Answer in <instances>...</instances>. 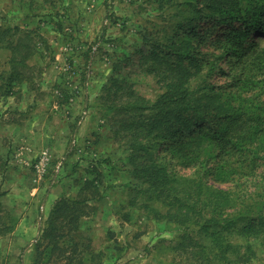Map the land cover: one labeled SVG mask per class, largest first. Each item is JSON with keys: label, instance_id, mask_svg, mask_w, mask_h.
<instances>
[{"label": "rangeland", "instance_id": "374dc122", "mask_svg": "<svg viewBox=\"0 0 264 264\" xmlns=\"http://www.w3.org/2000/svg\"><path fill=\"white\" fill-rule=\"evenodd\" d=\"M50 1L52 4L43 0H0L2 30L41 26L46 40L41 46L43 57L36 55L29 61L34 67L32 81L17 86L14 95L0 98V188L6 193L1 198L0 231L16 228L21 231L16 236L32 237L35 245L49 218L44 210L49 199H55V204L62 198L90 199L86 208L89 215L81 221L82 232L75 240L86 264L104 247L123 255L120 264H196L173 250L183 229L156 220L151 210L144 211L143 203L150 193L136 192L147 185L133 172L128 141L116 137L118 117L106 107L108 96L103 92L110 78L117 77L155 101L164 91L158 79L148 75L140 62H125V57L136 54L137 42L146 31L170 44L187 37L186 30L177 34L180 26L198 25L199 19L192 21L195 16L186 11L185 5L171 2L159 9L157 0ZM243 5H247L245 0ZM50 12H60L66 35L54 32ZM209 23L199 29L208 40L197 44L203 72L192 85L206 78L202 92L241 103L244 109L256 100L264 101V71L243 64L240 56L218 59L224 50L217 41V31L223 25L208 31ZM214 30L211 37L208 32ZM258 41L264 44V32H256L247 48L251 50ZM249 56L254 58V54ZM249 68L253 72L243 81L252 79V88L232 87L233 78L242 72L246 75ZM63 89L74 95L67 104H60ZM172 146L170 141L155 144V155L149 158H155L161 150V158L155 161L166 164L169 172L198 178L195 172L199 167L186 170L182 162L172 158ZM204 165L201 176L208 186L223 190L232 186L236 176H228L226 168L217 169V151ZM88 179L94 185L86 187ZM20 195L29 206L26 211L18 210ZM32 206L35 209L30 210ZM26 219H32V227L20 226ZM29 249L23 248L18 264L35 262L36 253L30 256ZM254 264H264V252L258 254Z\"/></svg>", "mask_w": 264, "mask_h": 264}, {"label": "trees", "instance_id": "16d2710c", "mask_svg": "<svg viewBox=\"0 0 264 264\" xmlns=\"http://www.w3.org/2000/svg\"><path fill=\"white\" fill-rule=\"evenodd\" d=\"M243 1L157 0L159 9L171 2L185 5L195 16L192 21H200L187 28L180 26L177 34L186 30L187 37L170 44L146 31L137 42L136 54L125 57V62L138 61L148 75L156 77L163 93L151 101L117 77L104 86L106 107L118 117L116 137L128 141L133 172L147 185L136 192L150 193L144 211L151 210L156 220L183 229L173 250L196 264H254L264 252V101L256 100L244 109L241 103L202 92L206 78L192 85L203 72L197 44L208 40L199 31L207 22L208 31L223 25L217 31L224 50L218 59L240 56L243 64L264 71V44L255 42L251 50L246 46L256 32H264V0H245L247 5ZM43 3L52 4L50 0ZM50 14L54 32L66 35L60 12ZM160 17L164 18V13ZM42 30L28 25L0 28V98L14 95L17 86L32 81L34 67L29 61L36 55L43 57L41 46L46 40ZM214 32L208 33L213 37ZM250 68L246 75H236L231 86L252 88V79L243 81L253 72ZM61 97L60 104H67L74 95L63 89ZM167 141L173 145L172 158L186 170L199 167L195 172L198 178L169 172L166 164L155 161L161 158V150L149 158L155 155V144ZM213 151L219 155L217 169L226 168L228 176H236L227 190L208 186L201 176ZM94 183L88 179L85 186ZM5 194L0 188V205ZM89 201L62 198L55 204L34 245L33 264H86L75 240L82 232L81 221L89 215ZM95 254L88 264L101 260L102 253Z\"/></svg>", "mask_w": 264, "mask_h": 264}, {"label": "crops", "instance_id": "0c3cea01", "mask_svg": "<svg viewBox=\"0 0 264 264\" xmlns=\"http://www.w3.org/2000/svg\"><path fill=\"white\" fill-rule=\"evenodd\" d=\"M14 195H10V197H13ZM34 196V195H31ZM30 200H32L33 202H35V200L31 199V197L29 196ZM25 196L24 195H20V201H21V205H19L18 210L21 211V209H25L29 208V206H27L25 204ZM36 199V198H35ZM56 200L55 199H49L47 201V203L44 205V210H45V214H47V216H49L54 208V204H55ZM22 206V208H21ZM31 209H35V206ZM16 218H18V216L14 215ZM25 219V218H24ZM22 222H24L22 220ZM21 222V227L25 228V226L27 225L28 227H32V219H26V222H24L22 224ZM24 225V226H23ZM20 228V227H19ZM21 231L19 230L17 232V229L13 228L10 229L8 231L5 232H1L0 231V264H18V255L21 254V252L23 251V248L25 249H29L28 246H32L29 250H28V254H30V256H32V250L34 248V240L31 237V239H29L28 237H23L20 236L22 238H20L19 236H16L17 234H21ZM35 239V238H34ZM33 243V244H32ZM98 254L102 253V259L100 260V264H115L118 261V264H120L121 259L123 258V255L121 254H116L113 250H111L110 247H104L99 249ZM24 264H26L24 262ZM99 264V263H98Z\"/></svg>", "mask_w": 264, "mask_h": 264}]
</instances>
